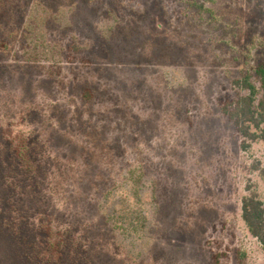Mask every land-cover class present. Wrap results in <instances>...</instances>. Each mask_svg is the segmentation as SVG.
<instances>
[{"label": "rangeland", "instance_id": "1", "mask_svg": "<svg viewBox=\"0 0 264 264\" xmlns=\"http://www.w3.org/2000/svg\"><path fill=\"white\" fill-rule=\"evenodd\" d=\"M262 58L264 0H0V264H264L223 110Z\"/></svg>", "mask_w": 264, "mask_h": 264}, {"label": "trees", "instance_id": "2", "mask_svg": "<svg viewBox=\"0 0 264 264\" xmlns=\"http://www.w3.org/2000/svg\"><path fill=\"white\" fill-rule=\"evenodd\" d=\"M232 85L236 88V93L223 110L241 137L240 147L247 149L252 142H264V58L250 69H243L240 76L232 81ZM4 171L3 164H0V195L2 193V199L8 201L12 199L13 193L7 192L11 191V186L4 182ZM259 172L264 179V168L259 169ZM23 176L29 177L28 173L19 175L20 178ZM248 191L241 199V218L248 232L259 241L264 250V206L255 191ZM31 194L25 190L23 194H19L18 199L32 201ZM0 229L1 234L12 231L6 226H0Z\"/></svg>", "mask_w": 264, "mask_h": 264}]
</instances>
